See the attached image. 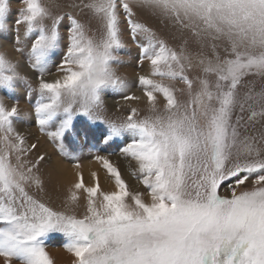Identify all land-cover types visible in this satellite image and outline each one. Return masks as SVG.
Returning a JSON list of instances; mask_svg holds the SVG:
<instances>
[{
  "label": "snow or ice",
  "instance_id": "obj_1",
  "mask_svg": "<svg viewBox=\"0 0 264 264\" xmlns=\"http://www.w3.org/2000/svg\"><path fill=\"white\" fill-rule=\"evenodd\" d=\"M17 2L13 47L20 55L27 48V66L37 84L33 89L0 52V88L11 89L20 80L29 95L39 93L31 106L34 124L70 162L74 179L61 209L41 198L58 195L55 179L46 187L40 175L48 157L29 158L38 143L29 144L13 123L28 113H21L19 101L8 106L0 99V264H55L45 244L52 233L64 238L69 264H264V0L72 4L91 13L87 23L71 13H53L42 0ZM10 10L9 0H0V31ZM143 13L190 39L179 51L169 47L138 19ZM65 19L70 25L65 51L51 73L45 58L59 45ZM93 20L99 37L89 35ZM122 29L133 42L144 41L137 43L138 66L147 62L149 71L137 74V86L147 114L131 107L117 121L100 115L101 90H129L113 68L121 59L115 51L126 47ZM49 75L56 79L49 81ZM77 115L108 129L104 145L130 137L119 155L134 163L130 175L143 192L132 191L106 155L94 159L114 190L104 191L95 171L90 183L85 180L79 157L63 143ZM57 116L63 118L50 130Z\"/></svg>",
  "mask_w": 264,
  "mask_h": 264
},
{
  "label": "rangeland",
  "instance_id": "obj_2",
  "mask_svg": "<svg viewBox=\"0 0 264 264\" xmlns=\"http://www.w3.org/2000/svg\"><path fill=\"white\" fill-rule=\"evenodd\" d=\"M42 2L49 6L53 13H71L75 16L81 23H87L91 13L86 9L82 10L80 8L72 7V4H79L81 0H42ZM11 10L6 18V29L0 31V52L4 53L6 57L14 64H17V70L21 75H24L31 82L32 88L36 87L37 81L35 75L30 68L27 66V48L25 49V54L20 55L15 53L14 50V22L17 15V11L21 6L17 0H9ZM138 19L143 22L146 26L150 27L157 35L166 41L169 47H172L179 51L183 41L187 38L190 39L187 32H182L172 24L166 21H162L159 17L152 15L150 13L141 14ZM48 23V22H46ZM69 22L67 19L62 21L59 27L61 32V39L59 45L51 50L46 58L45 65L51 73L56 72V65L62 59L63 53L65 51V42L67 36V29L69 27ZM89 35H95L99 37L98 22L92 21L89 25ZM23 29L21 28V32ZM122 39L126 47L118 49L115 54L121 59L119 63L114 62L113 68L116 69L117 75L123 78L129 85V90L127 93H118L110 88H105L101 90L102 98L104 100V110L100 113L105 118L113 119L119 121L124 117L129 108L136 107L141 116L147 114V102L143 98L141 89L137 86V74H147L149 71V66L147 62L143 65L138 66V55L139 48L137 43L144 42L143 38H139L137 42H133L130 38V34L126 29H122ZM28 47H30V42ZM145 66L148 68L144 70ZM25 69V70H24ZM24 70V71H23ZM144 70V71H143ZM191 73L190 75H194ZM56 79V76L49 75L46 77L49 81ZM51 77V78H50ZM176 88H182L180 84L175 85ZM136 92L141 93L142 99L140 101H123L122 97L125 94H134ZM137 94V93H136ZM177 95L180 98L183 97L182 92H178ZM0 99H3L8 106H11L12 102H20L21 113H28L26 119H14V126L20 134L25 136L27 142L38 143V149L34 150L31 157L34 158L37 153L45 154L48 157V163L41 167L40 175L45 180V186H49V181L52 179L54 171L51 169L53 167L61 168L63 173L67 174L66 178L63 175V180L60 178L58 180L54 177L57 187L58 195L54 198L48 199L47 197H41L47 199L50 206L55 209H61L63 207L64 196L67 193V188L72 183L74 176L70 166V162L63 160L55 151V145L48 141L46 137L42 136L34 124V116L31 111V106L36 103L39 99V93L33 90L29 95L28 85L23 81L14 80L11 85V89L0 88ZM162 104V99L160 101ZM159 106V105H158ZM62 116H57L53 121L50 122V130H55L59 125ZM108 134V129L101 123H92L87 117L82 115H77L73 118L71 129L65 133L63 137V143L66 151L72 155L78 156L80 163L83 168L85 180L91 182L90 173L95 171L100 176L101 187L104 191L114 190V185L111 180L106 176L104 171L96 163L94 157L95 155H106L109 159L117 165L119 170L128 177L134 187L124 178V180L129 184L132 191L143 192V186L139 185L137 181L130 175V172L134 168V163H130L123 157L119 155V148L127 142L130 137L126 134L121 138H115L110 144L104 145L101 140ZM111 154V155H110ZM52 160V161H51ZM60 161V162H59ZM54 162V163H53ZM61 164V165H60ZM65 164V165H64ZM58 165V166H57ZM64 165V166H63ZM88 175V176H87ZM137 188H136V187ZM227 188V183L223 185L220 189V194L225 195V189ZM31 194H36L37 190L35 188L29 189ZM147 200V197L145 196ZM80 205L84 204L83 198L78 202ZM78 211L80 209H77ZM64 238L56 233L49 234L45 239V244L48 247V251L55 260V264H69L70 256L63 251ZM57 251V252H56ZM55 252V254H53ZM64 256V257H63ZM66 259V260H64ZM58 262V263H57Z\"/></svg>",
  "mask_w": 264,
  "mask_h": 264
},
{
  "label": "bare ground",
  "instance_id": "obj_3",
  "mask_svg": "<svg viewBox=\"0 0 264 264\" xmlns=\"http://www.w3.org/2000/svg\"><path fill=\"white\" fill-rule=\"evenodd\" d=\"M148 68L145 66V68H144V70H147ZM25 70V69H24ZM23 70V71H24ZM143 70V71H144ZM143 74V73H142ZM55 76V75H54ZM51 78V77H50ZM52 78H53V76H52ZM54 79V78H53ZM137 93V94H136ZM135 93V95L136 96H141V93L140 92H136ZM52 161V160H51ZM60 162V161H59ZM54 163V162H53ZM61 165V164H60ZM65 165V164H64ZM63 165V166H64ZM58 166V165H57ZM70 167V166H69ZM53 171H54V173H53V176H52V174H51V177L52 178H54V177H56L58 180H60V178H62L63 179V175H65V177L67 178L68 177V175L67 174H70V172L69 171H67V174H65V172L63 173V171L61 170V168H58V167H53V168H51ZM88 176V175H87ZM124 178L134 187V184L133 183H131V181L128 179V177L124 174ZM63 180H65V179H63ZM136 187V186H135ZM137 188V187H136ZM57 252V251H56ZM53 254H55V252L53 253ZM64 257V256H63ZM64 260H66V259H64ZM58 263V262H57Z\"/></svg>",
  "mask_w": 264,
  "mask_h": 264
}]
</instances>
